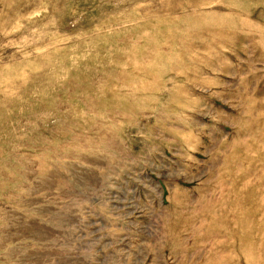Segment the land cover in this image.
Segmentation results:
<instances>
[{
    "label": "rangeland",
    "instance_id": "rangeland-1",
    "mask_svg": "<svg viewBox=\"0 0 264 264\" xmlns=\"http://www.w3.org/2000/svg\"><path fill=\"white\" fill-rule=\"evenodd\" d=\"M0 264H264V0H0Z\"/></svg>",
    "mask_w": 264,
    "mask_h": 264
}]
</instances>
